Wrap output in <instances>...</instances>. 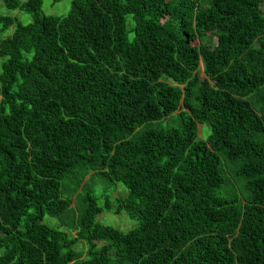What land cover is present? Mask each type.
<instances>
[{"label": "trees", "instance_id": "obj_1", "mask_svg": "<svg viewBox=\"0 0 264 264\" xmlns=\"http://www.w3.org/2000/svg\"><path fill=\"white\" fill-rule=\"evenodd\" d=\"M42 6L0 0V264H264V0ZM79 168L129 193L90 192L69 233L45 219Z\"/></svg>", "mask_w": 264, "mask_h": 264}, {"label": "rangeland", "instance_id": "obj_2", "mask_svg": "<svg viewBox=\"0 0 264 264\" xmlns=\"http://www.w3.org/2000/svg\"><path fill=\"white\" fill-rule=\"evenodd\" d=\"M24 1V0H23ZM73 0H59L57 2L53 0H43L42 10L48 15H67L72 6ZM6 14H10L17 17L18 20L27 24L33 21V16L30 13L21 10H9L4 7L3 10ZM10 33L13 30L9 31ZM8 32V34H9ZM210 134V128L204 129V135ZM231 168L225 172L227 183L222 187L221 192L223 195L232 198L237 197L245 201L248 199L249 192L245 188V181L239 179L235 173L237 172V166L230 165ZM81 181V186L78 187V182ZM86 184L84 187L83 185ZM62 195L65 198L71 199L72 205L64 214L63 217H50L47 216L45 222L51 226L60 227L65 231L71 232V229L67 226L61 225L64 221L65 224L72 222L75 218H78L80 213L85 208V197L94 192L98 197H106L109 195L113 200L117 197H126L129 193L127 187L123 183H113L105 176L95 173L93 170L86 171L83 168L76 170L74 174L68 175L63 180V186L61 189ZM101 201V200H100ZM116 206L113 205V208ZM98 220L105 224H111L121 230L128 231L138 225L136 219L131 218L126 212L115 213L113 211L106 210L98 216ZM85 244V243H84ZM78 248V246H76ZM82 248V245H81Z\"/></svg>", "mask_w": 264, "mask_h": 264}]
</instances>
